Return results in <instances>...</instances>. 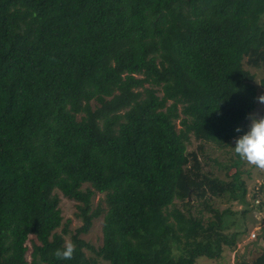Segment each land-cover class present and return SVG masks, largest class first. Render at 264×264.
<instances>
[{"label": "trees", "instance_id": "1", "mask_svg": "<svg viewBox=\"0 0 264 264\" xmlns=\"http://www.w3.org/2000/svg\"><path fill=\"white\" fill-rule=\"evenodd\" d=\"M244 63L264 68V0H0V264H96L84 247L109 264H197L233 247L232 211L210 199L244 202V186L200 171L187 144L245 133ZM84 181L107 202L97 247L79 236L100 213ZM55 188L82 221L71 260L53 255L70 231Z\"/></svg>", "mask_w": 264, "mask_h": 264}, {"label": "rangeland", "instance_id": "2", "mask_svg": "<svg viewBox=\"0 0 264 264\" xmlns=\"http://www.w3.org/2000/svg\"><path fill=\"white\" fill-rule=\"evenodd\" d=\"M245 67L254 74V83L256 85V97L264 94V86L261 80L264 79V68L254 67L244 63ZM250 113H259L264 115V105H260L255 101V105ZM179 126V121L176 120ZM250 121L247 120L245 129L249 130ZM243 135V134H242ZM241 135H236L230 139V143L225 147H219L215 143L210 141H199L192 135L190 141L187 144V150H194L198 154L200 159V171L208 172L211 175H216L224 180L231 178L234 172L238 173L239 182L245 189V201H239L235 199H229L226 196H213L211 204L218 209L229 208L232 211L230 220H235V224H230L223 229V232L231 233L238 231L239 234L236 237V242L233 247H229L226 244L223 245L221 255L218 257L200 256L197 258V264H253L255 258L260 255L264 249L254 246L249 241L258 237V242L264 245V231L260 235V229L264 226V169H259L253 165L247 164L241 161L235 166H230V162L237 155L234 151L235 139ZM200 144H202L200 146ZM90 187L93 193L90 197V210L100 207V213L92 218L90 227L86 232H80L79 236L85 239L88 243L97 247L102 244L103 240V215L107 208V202L105 200V192L95 190L89 181L81 183L80 188L85 189ZM54 192L59 197L58 206L61 210L62 222L69 219L68 228L69 232L64 233L65 241H71L70 235L74 232L75 228L79 226L82 221L79 216L76 215L78 210L77 201L73 198L64 196L62 192L55 188ZM188 200L192 202V212L199 213L198 209L202 206L199 199H197L191 191L188 193ZM177 200V199H176ZM178 201V200H177ZM203 216H212V212L203 211ZM62 223V224H63ZM62 225L58 226L55 230L60 231ZM31 236V235H30ZM249 243L247 248L245 244ZM26 244L30 250V240L27 239ZM29 250L26 257L29 259ZM87 257L94 256L97 259L96 264H109V262L87 247L83 248Z\"/></svg>", "mask_w": 264, "mask_h": 264}, {"label": "clouds", "instance_id": "3", "mask_svg": "<svg viewBox=\"0 0 264 264\" xmlns=\"http://www.w3.org/2000/svg\"><path fill=\"white\" fill-rule=\"evenodd\" d=\"M260 105H264V94L256 97ZM249 130L235 139L234 151L241 161L264 169V115L249 113ZM236 132H241L237 127ZM76 246L71 241H65L64 246L54 252L57 260H71L75 254Z\"/></svg>", "mask_w": 264, "mask_h": 264}, {"label": "water", "instance_id": "4", "mask_svg": "<svg viewBox=\"0 0 264 264\" xmlns=\"http://www.w3.org/2000/svg\"><path fill=\"white\" fill-rule=\"evenodd\" d=\"M262 231H264V226L260 229V233H259L260 235L262 234ZM249 243H251L254 246H257V247H260V248L264 249V245H262V244H260L258 242V237L256 239H254V240L249 241ZM249 243L247 242L245 244V248H247V246H248Z\"/></svg>", "mask_w": 264, "mask_h": 264}]
</instances>
